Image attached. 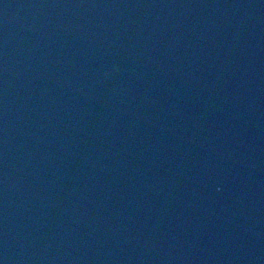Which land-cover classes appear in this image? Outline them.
Listing matches in <instances>:
<instances>
[{"label": "water", "instance_id": "1", "mask_svg": "<svg viewBox=\"0 0 264 264\" xmlns=\"http://www.w3.org/2000/svg\"><path fill=\"white\" fill-rule=\"evenodd\" d=\"M0 264H264V0H0Z\"/></svg>", "mask_w": 264, "mask_h": 264}]
</instances>
